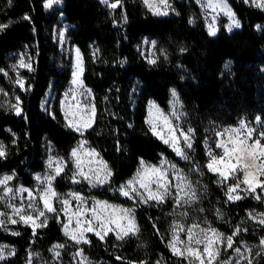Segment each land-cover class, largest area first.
I'll list each match as a JSON object with an SVG mask.
<instances>
[{
  "label": "trees",
  "instance_id": "1",
  "mask_svg": "<svg viewBox=\"0 0 264 264\" xmlns=\"http://www.w3.org/2000/svg\"><path fill=\"white\" fill-rule=\"evenodd\" d=\"M44 1L0 0V22L8 25L0 30V69L8 68L12 51L27 49L32 57V69L20 72L26 78L24 89L0 71V87L15 93L21 106L19 115L0 106V140L7 152L0 158V172L13 170L29 185L32 173L44 166L46 140L68 159L70 147L80 136L65 125L58 107L61 90L70 77V68L62 66L63 55L52 36L62 12L72 24L68 34L82 55V78L91 89L95 107L92 126L84 130L83 137L107 162L112 176L101 187L73 183L68 161L54 186L57 191L77 189L111 202L135 205L139 227L136 235L123 240L112 233L103 240L90 233L89 242L80 244L83 252L102 264H188L167 247L172 200L134 203L109 188L131 176L141 160L156 162L162 156L182 166L198 186L200 207L212 226L226 234H233L235 228L247 229L234 238V246L241 241L259 243L264 225L250 218L247 211L262 209V199L257 201L251 194L228 201L226 184H219L216 174L206 168L203 141L218 127L242 118L264 131V10L244 0H227L240 27L229 31L220 26L210 35L194 0H172L176 13L166 16L152 14L141 0H120L115 9L100 0H61L62 6L49 12ZM191 14L197 16L194 23L189 20ZM143 37L160 42L166 57L155 64L147 61L137 46ZM50 87L55 92L52 114L40 106ZM172 87L194 129L192 165L178 158L145 121L147 102L152 99L167 109ZM15 227L19 235L0 229V241L15 249V255L0 264H27L32 251L44 257L45 264H72L70 254L76 244L64 236L55 218H49L46 227L36 228L35 235L28 225L18 222ZM53 243L65 245L61 261L52 259ZM258 264H264V256Z\"/></svg>",
  "mask_w": 264,
  "mask_h": 264
},
{
  "label": "snow or ice",
  "instance_id": "2",
  "mask_svg": "<svg viewBox=\"0 0 264 264\" xmlns=\"http://www.w3.org/2000/svg\"><path fill=\"white\" fill-rule=\"evenodd\" d=\"M53 0H49L48 7H51ZM103 2L115 9L120 0H116V3H109V0H103ZM11 3V0H9ZM143 3L148 7L155 15H167V9L171 7L168 0H143ZM208 7H211L214 11L217 9L223 12L224 15L228 16L231 23L228 25V30L231 31L233 27H240L239 21L235 18V14L227 6L226 0H208ZM257 7L264 8V3H257ZM25 19L29 17L25 16ZM7 24H0V30L7 28ZM259 27V26H258ZM209 34L215 35L216 28L214 24L209 25ZM154 46V42H153ZM150 63L155 64L156 60L152 59ZM21 67H27L30 69V65L24 63L23 59L20 61ZM73 84L83 87L82 81L79 79L78 73H74ZM16 83L20 88H24V82L22 79H17ZM2 91V90H0ZM173 96V107L175 109L178 103V98L176 96L175 90L172 91ZM17 103L11 105V107L16 111V114L21 113L19 97L16 98ZM75 99V97H73ZM87 107V106H85ZM152 107H155L154 105ZM157 116L163 121V127L161 130H157V126L150 119V130L154 135L163 141V143L168 144L177 156H180L184 160H188L189 156L180 146L181 138L184 141V145L188 148H192V135L194 130L189 128L185 132L178 125H173L172 120L164 115L157 108ZM95 117V107L92 106L90 115L85 118L80 116V123L76 124L69 120V126L73 127L76 131L81 132L90 128L92 126ZM172 117L179 119V114L173 111ZM67 118V115H66ZM257 122H260V118L257 117ZM164 128L167 129V136L164 134ZM256 130L252 127L246 125L241 121L238 128L225 129L223 132H217L218 137H226V139H220L216 142L215 148L221 149L222 154H214L212 148L208 149V156L210 157L209 162L206 164L208 171L218 174L220 177V183H224L231 179L233 183L228 186L226 196L228 201L241 200L245 197L233 193H237V190L244 191L249 195L256 193V189L260 188L261 192L264 193V180L259 177L264 176V162L257 165L255 162L257 159L264 158V144H261V138H264V131L259 132L257 138L253 140L251 144H248L249 140H252L253 133ZM179 132V135L176 133ZM243 132V138L240 139V134ZM235 137V138H234ZM86 141H82L76 148L71 150V157L73 158V163L75 171L71 177L73 183H79L80 181L76 179L77 176L81 177L83 180L88 181L92 186H98L110 182L112 176L111 170L107 167V164L103 161H97L98 167H91L92 161H88L89 167L87 171L85 170L84 163L81 159L80 153L83 149V144ZM87 154L89 156H98L94 149L88 150ZM7 152L5 146L0 143V158L6 157ZM249 159L251 163H249ZM166 163V162H165ZM55 164V167H53ZM67 166V161L57 158L55 160L50 159L49 169L50 172L45 176H36V180L39 181L42 187L35 191L20 188L17 192L28 193V205L27 208L31 209V213H36V219L44 217L41 224H36L31 213L25 215L24 207L21 205L17 207L12 205V215L7 216V223L16 224L18 221L13 216H19L20 222L28 224L31 222L33 226V235L36 234L37 227L47 226V213H57V208L54 206L52 199L58 200L61 205L59 211L63 212L65 216L68 215V207L72 200H77L79 203L76 205L77 209L81 205L85 204V198L78 193L68 194V198H61L59 194L56 193L52 187L53 181L61 175L64 168ZM169 168L171 169L172 175L177 181L173 183L172 180L168 178ZM249 168H253L256 171H248ZM196 171H199L197 168ZM242 172L243 177L241 178L237 173ZM13 179L12 176H5L0 178V187H3L5 196H0V199L6 198L8 194H13V189L8 187L7 184ZM246 185V187L241 188V185ZM155 185V188H153ZM119 194L127 197L130 200H138L141 203H148L149 201H155L156 203H163L168 197H173L177 207H182L184 205H190L194 203L198 197L196 194V189L193 187V182L188 179V177L183 173L182 170L176 168L175 165H168V167L147 165L143 160H141V167L138 169L136 176L128 180L125 184L121 185L119 188ZM173 192L175 195L173 196ZM39 196L43 203V208L41 209L36 202V197ZM255 199L261 200V195L256 194ZM264 203V201H262ZM203 211V209H201ZM87 212H91L92 218L86 219L84 224L87 227L81 226V221L78 218L76 220V229L70 233L68 231V225L72 223L71 218L68 220V224H64L65 235L69 236L71 240L75 241L76 244L88 243L89 241L85 238V233L93 232L94 235L99 237L101 240L110 231H115L116 238L119 240L125 239V237L131 235H136L139 232V227L135 222L134 209L122 208L114 205H109L106 201H94L90 208H87L83 215H87ZM217 214L221 216L222 214L217 211ZM186 215V213H183ZM6 213L0 212V217H5ZM249 217L253 219H258L260 225H264V213H258L253 216L249 213ZM95 227H93V222ZM122 221H126V224L122 225ZM6 220L0 219V228L5 227ZM114 225V227H110ZM241 231H247V229L235 228L232 235L225 236L220 233L217 229L211 226L201 227L199 224H193L184 229L182 224L174 223L172 226V239L169 242V248L171 249L173 255L178 257H185L188 260V264H253L256 258L264 256V237H261L259 244L257 245V250L255 256L252 255L253 249L247 247L242 251L240 247H234L235 237L240 234ZM179 232H185L187 237L186 240H180ZM13 235H19V233H13ZM65 245L58 244L54 245L52 251L55 257L58 259L60 257V252L58 249H63ZM8 249L7 245H0V260H6L8 256L15 255V249H10L5 254V250ZM221 249H232L236 253V259H220ZM33 254H29V259L27 264H31V257ZM38 255V254H36ZM75 257H82L80 264H86L87 258L83 257V249H79L73 254ZM119 259V257H118ZM146 264V262H145ZM157 264H160L158 261ZM258 264V261H257Z\"/></svg>",
  "mask_w": 264,
  "mask_h": 264
},
{
  "label": "rangeland",
  "instance_id": "3",
  "mask_svg": "<svg viewBox=\"0 0 264 264\" xmlns=\"http://www.w3.org/2000/svg\"><path fill=\"white\" fill-rule=\"evenodd\" d=\"M100 1L103 2V0H100ZM194 1L198 5L199 17L202 19L204 26H205L208 33H209V25L210 24L215 25L216 32L220 26H223L226 30H228V25L231 23V20L229 19L228 16L224 15L223 12H220L218 9L216 11H214L211 7H208L207 6L208 0H194ZM244 1L247 4H250L253 6H256L257 3H264V0H244ZM141 2L143 3V0H141ZM168 2L171 5V7H169L167 9V12H168L167 15L175 14L176 10L174 8L173 1L168 0ZM48 3H49V0L44 1V7H45L46 11H48V12L55 9V8L62 6L61 0H53L51 7L47 6ZM157 3H158V0H157ZM226 4L232 10V8L230 7L227 0H226ZM144 6L146 7V9H148V7L145 4H144ZM261 9L264 10V8H261ZM232 12L234 13L233 10H232ZM158 16H166V15H158ZM235 18L239 21V19L237 18L236 15H235ZM196 19H197V16L194 14H191L189 17V20L191 23H194ZM57 20H58V22L56 24H54V26L52 28V36H53V39L56 41V43H57V45H58V47H59V49L63 55L62 66H64V67L69 66V68H70V77H69V80L64 85L63 89L61 90V93H60V96L58 99V107L62 113V117H63V121H64L65 125L68 128L76 131L73 127L69 126V120H71L73 123L79 124L80 123V119H79L80 116H84L85 118H87L90 115L92 106H94L93 97H92L91 89L87 85L84 84V81L82 78V73H83L82 55H81L78 47L73 42H71L70 36L68 34V30L70 29L72 24L70 22H68L67 20H65L64 14L62 12L58 13ZM0 24H3V23L0 22ZM235 28H237V27H233L232 29H235ZM153 42H154V46H153ZM137 46H138L139 51L141 52V54L144 56V58L147 61H150L152 59H155L157 61V60H159L160 57H163V58L166 57L164 47L155 38L143 37ZM21 59H23L25 64L30 65V69L27 67H21L20 66ZM7 66H8L7 69H0V71H2V73L7 78H9L10 81H12L14 83V85H16V86H19L16 83L17 79H22L24 82V88H25L26 87V78L23 75H21L20 72L23 69H27V70L32 69V57L29 54L28 50L27 49H20V50H15V51L10 52L8 54ZM74 73H78L79 79L82 81V84H83L82 88L76 84H73V79H74L73 74ZM0 90H2V91H0V106L12 108L11 105L17 103V99H16L17 95L15 93H8L4 89H2L1 87H0ZM173 90H175L173 87L170 88V90H169V100H168L167 109H162L152 99H150L147 102L145 121H146L149 128L151 127L149 124L150 119L157 126L158 131L161 130V128L163 127V121L160 120L157 116V108H158L164 115L168 116L172 120L173 125H178L179 128H182L185 132H187V130L189 128L193 129L192 126L189 124V121L187 120V112H186V110L184 108V104H183L182 100L180 99L176 90H175V92H176V96L178 98V103L176 104V107L174 109V107H173V99L174 98L172 96ZM54 97H55L54 90L51 87L48 88V90L45 92V95L43 96L41 103H40V106H41L43 111H45L49 114H52ZM73 97H75V99H73ZM19 103H20V100H19ZM153 105L155 107H152ZM85 106H87V107H85ZM20 108H21V106H20ZM173 111H176L179 114L178 120L175 119L174 117H172ZM66 115H67V118H66ZM241 121H243L246 125L254 128L256 130L253 133L252 140H249L248 144H251L253 142V140H255L257 138L259 132L263 131L261 128L258 127V125L254 124L253 122H251L250 120H247L245 118L238 120L234 124L218 127V129H216L214 133L207 135V137L203 141V147H204V151H205V154L207 157L206 164L209 162V159H210V157L208 156V149L209 148H212L214 154H216V155L222 154V150L215 148V144L218 140L226 139V137H218L216 135V133L217 132H223L225 129L238 128L240 126ZM76 132H78V131H76ZM78 133L80 134V136L76 140V142L70 147L68 159H66V157H64L60 152H58L51 145V143L49 141H47V140L45 141V143H44V153L45 154H44V158H43L44 166L42 169H40L38 171H34L32 173L33 182L31 184L26 185V184L22 183V181L17 177L16 173L13 170H4V171L0 172V178H3L5 176H12L13 177V179L11 181H9L7 184L8 187L13 189V194H8L6 196V198L0 199V212L6 213V216L0 217V219L6 220V224H5V227L7 228L6 232L15 233L17 231L15 224L7 223V219H6L7 216L12 215V205H15L17 207H20L21 205H23L24 214L27 215V214L31 213V209L27 208V205L29 203V201L27 199L28 193L27 192L20 193V192H17L16 190L20 189V188L29 189V190H32L35 194V191L38 188L42 187V185H40L39 181L36 180V176L40 175L41 177H43L50 172V169H49L50 159L55 160L57 158H60V159H63L64 161H67V163L69 161L71 163L70 181H72L71 177L73 175V172L75 171V167H74V163H73V158L70 155L71 150L76 148L77 145H79L82 141H86V143L83 144V149L81 150V153H80L81 159L84 163L85 170L87 171V168L89 167L88 161H90V160L92 161L91 167H93V168L99 166L97 164V161H103L107 164V162L99 155V153L88 144L87 140L83 137V134H81V132H78ZM164 134L167 136V129L166 128H164ZM176 135H179V132H177ZM239 138L240 139L243 138V132L240 134ZM191 139H192V148L191 149H188L184 145V141L182 138L179 142L180 146L184 149V151L189 156L188 160H184L180 156H177L176 153L173 151V149L167 144L171 148V150L175 153V155L178 158L185 161V163L187 165L193 164L192 158L190 157V153L192 152V149H193L194 133H193ZM0 143H2L6 148V144L2 140H0ZM261 144H264V138H261ZM90 149H94L95 153H97L98 156H89L87 154V152ZM143 161L147 165H156V166L163 165L164 167H168V165H175L176 168L182 170L183 173L188 177V179H190L187 171L182 166L178 165L174 160L166 158L165 156H162L156 162L145 161V160H143ZM248 162L251 163V160L249 159ZM262 162H264V158L257 159L255 163L257 165H259ZM53 167H55V164H53ZM107 167L110 169L108 164H107ZM140 167H141V161L139 162V164L137 165L135 171L133 172V174L131 176H129L128 178H126L125 180L121 181L120 183H118L116 185H113V186L111 185L109 187L110 190H115V191L119 192L118 190H119L120 186L125 184L128 180L133 179L136 176L137 171H138V169H140ZM65 169H66V167L64 168V170ZM248 171L255 172L256 170L253 168H249ZM237 174L241 178L243 177L242 172H239ZM168 178L170 180H172L174 184L177 183V181L175 180V178L172 175L170 168H169ZM259 178L261 180H264V176H260ZM76 179L79 180L80 182L86 183L88 186H92L88 183V181L83 180L79 176H77ZM216 179H217V181H219V179H220L218 174H216ZM224 183L226 184L225 191L227 192L228 186L231 185L233 183V181L231 179H229ZM107 184L108 183L98 185V186H93V187H101V186H105ZM219 184H221V183L219 182ZM52 187L54 188L56 193L59 194V196L61 198H68V194H70V193H78L85 198V204L81 205V207L79 209H77V207H76V205L79 202L77 200H72L68 209H67L68 215L65 216L63 212L59 211V209L61 207V205L59 204V201L50 197V199H52L54 206L57 208V213H47L46 212L45 214L47 216V220L51 217L55 218L60 223L61 230H62L64 236H66V235H65V230H64L63 225L68 224L69 218H71V220H72V223L68 225V231L70 233H72L76 229V220L78 218L81 221V226L87 227V225L84 224V221L86 219L92 218V214H91V212H87V215L85 216V215H83V213L86 211L87 208H90L93 205L94 201H106L109 205H114V206L122 207V208H126V209H128V208L134 209V215H135V210H136L135 205L127 206V205H122L119 203L111 202V201H108V200L103 199V198H98V197H95L92 195H88V194H86L80 190H77V189H66L65 191H57L55 186H54V181L52 183ZM193 187L196 189V194H197L198 199L190 205H184L182 207H177V205L174 202L173 197L166 198V199H170L173 201V208H172V216L173 217H172V221H171L170 226H169V239L167 241V247L170 251H171V249L169 248V242L172 239V226L174 223L182 224L184 226L185 230H187V228L193 224H199L201 227L211 226L212 228H215L204 217L203 211H201V207L199 204L198 186L193 183ZM244 187H246V185L242 184L241 188H244ZM153 188H155V185H153ZM259 191H260L259 193H261V199H262V201H264V193L261 192V189ZM259 193L258 192L254 193L253 197ZM236 194H239L243 197L249 195L248 193H246L244 191H240V190H237V193H233V195H236ZM174 195H175V192H173V196ZM0 196H5V192H4L3 187H0ZM131 201H133L134 203H139L138 200H136V201L131 200ZM36 202L38 203L39 207L42 209L43 203L40 200L39 196L36 197ZM150 202L156 203L155 201H149L148 203H150ZM263 205H264V203H263ZM183 213H186V215H183ZM249 213H252L253 216H256V214H258V213H264V207L262 209H259V208L249 209L247 211L248 216H249ZM31 214L33 215V218H34L36 224H41L43 222L44 217H40L39 219H36V213H31ZM12 218H14L18 222H20L19 216H13ZM253 220L258 221V219H253ZM135 222H136V219H135ZM20 223H22L24 225H28V226L33 228L31 222H29L28 224H25L23 222H20ZM95 223L96 222L94 221L93 227H95ZM124 224H126V221H122V225H124ZM136 225H137V223H136ZM110 227H114V225H110ZM37 228H39V227H37ZM0 229L5 231L4 228H0ZM215 229H217V228H215ZM218 231L220 233H223L220 230H218ZM90 233H93V232L85 233L86 239H88V234H90ZM109 233H112L116 236L115 231H110V232H108V234ZM223 234L225 236L232 235V234H226V233H223ZM66 237L70 239L69 236H66ZM179 238H180V240H186L187 237L185 235V232H179ZM73 242L75 243V241H73ZM58 244H61V243H53L50 246V253H51L52 259L57 260V261H61L62 249H58V251L60 252V257L58 259L55 257L54 252L52 251L53 246L58 245ZM80 244H76V246L73 247V249L71 251L70 255H71V259H72V264H80V261L83 259L82 257H75L74 258V255H73L79 249H82ZM258 244L259 243H251V242L241 241L239 243V245L234 246V247H240L242 249V251L245 250L247 247H251L253 249L252 255L255 256V252L257 250ZM0 245H7L8 246V249L5 250V254H7L8 250L14 249V246L12 244L7 243V242L0 241ZM30 253L33 254L31 257V262H35L38 264H45L46 263V260L44 259V257H42L38 252L32 251ZM29 254L27 257V261L29 259ZM36 254H38V255H36ZM83 257L87 258L86 264H102L99 261H96V260H93L92 258H89L84 252H83ZM260 258L261 257L256 258V260L253 261V264H256ZM220 259L221 260H224V259L235 260L236 259V253L232 249H226V250L221 249Z\"/></svg>",
  "mask_w": 264,
  "mask_h": 264
},
{
  "label": "water",
  "instance_id": "4",
  "mask_svg": "<svg viewBox=\"0 0 264 264\" xmlns=\"http://www.w3.org/2000/svg\"><path fill=\"white\" fill-rule=\"evenodd\" d=\"M109 3H110V4H111V3H116V0L111 1V2H109ZM119 5H120V3H119ZM119 5H118V6H119ZM118 6H117V7H118Z\"/></svg>",
  "mask_w": 264,
  "mask_h": 264
}]
</instances>
